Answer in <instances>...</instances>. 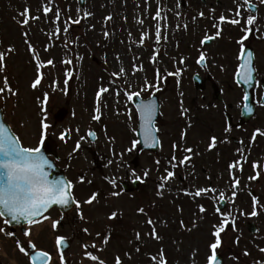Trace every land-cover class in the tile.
<instances>
[{"label": "rangeland", "instance_id": "1", "mask_svg": "<svg viewBox=\"0 0 264 264\" xmlns=\"http://www.w3.org/2000/svg\"><path fill=\"white\" fill-rule=\"evenodd\" d=\"M182 1L186 2L185 7ZM206 2L203 5L202 0H87L86 6L81 7L79 0H0V51H6L9 46L15 48L0 70V87L4 86L7 76L12 89L17 92L16 95L7 91L0 94V106L4 109L6 121L18 133L25 147H36L40 144L41 121L45 118L42 109H45L50 125L45 137L51 136L60 144V155L68 175L78 177L74 184L81 193L77 199L80 207H76L67 218L63 217L61 222L64 227L59 225L53 229L51 220L30 226L32 235L44 229L37 237L29 238L37 248L52 254L54 259L51 264H98L85 256V251L93 252L106 264H116L117 256L122 264H154L150 256L158 255L161 249L167 264H206L210 254L209 244L215 240L214 226L221 224L225 218L216 210L222 198L220 192L228 201V207L222 213L231 214L230 219L234 218L236 223L232 231L225 229L221 233L222 244L217 250L218 255L223 256L225 264L264 262V252L260 251L264 248V174L259 168L243 177L234 203L230 174L226 172L206 177L200 170L185 171L182 173V177L187 179L184 185L176 174L162 189V196L158 193L163 175L157 171L150 181L139 174L143 186L137 194H126L120 187V182H126L132 173L128 149L135 133L133 105L127 100L125 90L144 89L140 94L142 96L147 94L148 89L157 92L155 88H144L146 80L156 84L157 68L162 77L166 76L159 83L160 89L184 85L175 73L186 64L185 50L194 48V40L198 38L196 26L219 24V17L223 14L231 18L228 12L234 9L233 0H220L221 4L212 9L209 3L215 0ZM26 6L31 9L32 16H39L40 19L22 26L18 21L23 17L18 14ZM45 6L52 7L47 15L43 12ZM158 9L162 10L164 17L159 21L162 35L159 43L155 38L157 21L153 19ZM58 10L62 31L59 37L50 39ZM85 11L92 15L81 19ZM201 12L204 16H200ZM109 15L112 19L106 21ZM69 16L73 20L80 19V23L72 24L64 33V21ZM138 19H143L144 24H138ZM177 25L180 27L177 28ZM26 31L45 62L40 69L43 79L35 89L31 85L38 75L37 64L25 42L23 33ZM105 32L110 33L107 38ZM142 32L149 33L143 46L139 45ZM164 36L167 39H163ZM154 54H157L155 63L151 59ZM49 59L54 60V66L46 64ZM68 59L72 62L65 64L63 61ZM134 64L142 65L143 69L134 71ZM121 67L125 69V75L113 77L111 74L119 72ZM66 72H71V77H66ZM66 78L67 85L64 83ZM101 86L109 91L102 94V115L97 121L93 116L97 114L96 94ZM45 93L48 94L47 101H44ZM61 108H68L70 115L57 125L53 116ZM94 129L98 133L96 144H92L88 137L89 131ZM61 132L68 133L64 140L60 139ZM77 141L81 147L74 151ZM91 151L96 155L92 156ZM120 153H123L122 162ZM109 160L113 163L109 164ZM141 167L146 168L148 164L144 162ZM257 172L260 173L257 179H249ZM82 176L83 182L80 179ZM113 178L117 181L115 186L110 182ZM197 188H215L217 191H209L206 193L208 196H194ZM248 189L256 193L259 201L256 216L249 215L253 211V197ZM93 192L99 193L97 201L90 205L84 203ZM113 192L120 195L114 196ZM200 205L206 209L204 212L200 211ZM141 207L145 209L144 213L138 212ZM113 211L118 215L109 219ZM81 212L83 219L80 218ZM47 215L52 220L62 217L57 210H51ZM149 218L155 222L162 239L148 235L153 228L147 223ZM248 223L256 224L258 231L255 235L248 232ZM0 228L5 229L2 223ZM85 228L89 230L87 233L83 231ZM137 232L142 234L139 240L136 239ZM97 233L100 235L97 236ZM58 236L73 240L70 251L63 254V261L61 253L55 248L54 241ZM105 239L108 241L106 245ZM13 242H17L16 237L0 232V262L30 264L28 257L24 259L15 253ZM20 242L24 245L26 240L20 239ZM93 243L96 248H84L85 244ZM137 248L140 250L137 251Z\"/></svg>", "mask_w": 264, "mask_h": 264}, {"label": "flooded vegetation", "instance_id": "2", "mask_svg": "<svg viewBox=\"0 0 264 264\" xmlns=\"http://www.w3.org/2000/svg\"><path fill=\"white\" fill-rule=\"evenodd\" d=\"M233 2L234 9L228 12L231 17L237 8L236 0ZM239 2L242 3L243 0H239ZM251 2L255 5L253 9L246 7L241 9L244 17L241 25L227 23L228 26H222L223 30L220 36L203 44L201 41L204 37L206 35L215 36L218 29L214 26H196L198 38L194 40L193 50L189 48L185 50L184 63L186 64L180 68L178 75L184 83L183 86L162 87L157 92L148 89L147 94L141 96L142 99L151 97L158 99L159 115L156 129L160 149L157 153L140 150V144L133 148V140L139 139V113L133 102L135 133L131 139L132 151L128 155L131 158V171L135 170L137 176L141 174L144 180L150 181L156 171L166 176V169H168L174 171L175 175L178 174L181 184L184 185L187 179L182 177V173L185 171L200 170L201 174L206 177L226 172L230 174L232 184L233 175L241 182L244 176L249 175L251 170L255 169L254 163H258L259 167L257 168L264 174V135L257 134L255 141L252 140L256 129L264 130V3L261 0H251ZM202 4H207L206 0ZM209 4L212 9L216 5H220L221 2L215 0ZM249 14L257 16L251 34L244 41L245 52L253 53L256 70V83L253 90L252 87L238 84L236 80L237 68L241 63L238 59L241 45L237 41L244 35L243 26H245ZM201 52L206 53V65L197 62ZM245 95L248 97L247 100H245ZM247 103L253 104L254 112L251 114L253 116L251 119H247V115L244 118V109ZM229 127L230 131H225ZM213 136L217 137V143L210 149L209 145ZM173 144L177 145L175 149ZM187 147H191L193 153H186L184 149ZM90 153L92 156L96 155L94 151ZM185 155H191L192 159L188 163L181 164L180 161ZM173 156H175V160L172 159ZM242 156L243 159H241ZM237 160H240L243 166L242 171L239 167L229 169V165ZM56 162L59 166L63 165V157L59 156ZM144 162L148 164V167H141ZM100 165L102 168L103 164L100 163ZM145 171H148V176H144ZM69 180L76 181V177H69ZM137 181L139 180L131 173L126 183L134 184ZM122 183L121 181L120 186ZM140 185L139 191L127 194L139 193L143 184ZM168 185L169 182L164 188ZM240 185L237 187V191L233 189L237 195L240 193ZM76 191L79 197L80 190L76 188ZM248 193L250 194V189H248ZM204 195L208 196V194ZM209 199H212V196H209ZM60 226L64 227V225ZM10 230L19 241L25 239L24 230ZM67 241L70 244L73 243L71 239L67 238ZM13 245L15 253H19L17 242H13ZM24 246L26 247V243ZM20 253L25 259L26 255ZM0 264L2 263L0 262Z\"/></svg>", "mask_w": 264, "mask_h": 264}, {"label": "snow or ice", "instance_id": "3", "mask_svg": "<svg viewBox=\"0 0 264 264\" xmlns=\"http://www.w3.org/2000/svg\"><path fill=\"white\" fill-rule=\"evenodd\" d=\"M237 2V8L234 11L233 17H226L225 15H221L219 17V24H214L213 26L216 27L218 30L215 33V36H209L206 35L204 39L201 41V43H205L208 40H212L215 37H218L221 35L222 32V25L224 23H231L232 25H241L242 20H244V17L242 15L241 9L247 8V9H253L255 5L251 2V0H243L242 3L239 2V0H236ZM262 3H264V0H261ZM52 11L51 6H45L43 8V12L45 15H47L49 12ZM162 10H157L155 13V16L153 17L154 20L157 21L156 24V31H155V38L156 41L159 43L162 39L161 35V25L159 23L160 20H163L164 17L161 15ZM19 16L23 17V19L19 20L18 23H20L22 26H28L31 20H38L40 19L39 16H32L31 15V9L29 7H25V9L18 14ZM92 13L85 11L83 13L82 18H86L88 16H91ZM200 16H204V13L201 12ZM106 21H109L112 19L111 15L107 16ZM126 19V18H125ZM60 20H61V14L60 11H56L55 13V30L49 34V38L52 37H59L62 29L60 27ZM257 20V16L253 14H249L245 21V26H243L244 35L240 38L239 41H237L240 45V55L238 59L241 61V63L238 65L237 68V77L238 82L242 80L245 84H248L253 79V73L256 71L253 67V53L252 52H245L244 47V41L248 39L249 35L252 32V26L255 24ZM80 19L73 20L71 16L67 18V20L64 21V27L63 32L67 33L69 28L72 24H79ZM138 24L143 25L144 20L138 19ZM180 25H177V28H179ZM187 24L184 25V28L187 29ZM25 36V42L28 44V50L33 56V59L36 61L37 64V72L38 75L36 76L35 80L32 82L31 87L33 89L37 88L43 79L44 74L40 71L41 67L44 66L45 62L41 60L39 56V52L35 48V46L31 43L29 39V33L26 31L23 33ZM110 35V33L105 32L104 36L107 38ZM148 32H142L139 45L143 46L145 43V39L148 37ZM163 39H167L166 36L163 37ZM67 47V44L64 45ZM47 47L45 48V51H47ZM15 51L14 46H9V48L6 51H0V70L3 69L5 66L4 62L8 55L13 53ZM158 54V53H157ZM157 54H154L151 59L152 62H156V56ZM82 59V57H79ZM117 59H119V56H117ZM134 59H136L134 57ZM65 64H70L72 61L70 59L63 61ZM198 63L201 65H206L207 63V57L206 53L201 52ZM47 65L54 66V60L49 59L46 61ZM134 71L142 70L143 66H137L133 65ZM66 77H71V72H66ZM113 77H120L125 75V69L123 67L120 68L119 72H113L111 74ZM168 75H173L172 73H169ZM175 75H179V72L175 73ZM162 79H166V76L162 77L160 74V69H156V84H151L145 81L144 88H155L156 91H160L159 83ZM65 85L68 83V79L66 78L64 81ZM144 89H141L140 91H128L125 90V95L127 96V100L129 102L133 101L134 97H139L141 94V91ZM11 93L13 95H16L17 92L14 91L9 84L7 76L4 78V86L0 87V94H4L5 92ZM109 89L107 87L101 86L99 88V91L96 94L97 97V107H96V115L93 116L94 120H100L101 118V108H100V102L102 99V94L108 92ZM117 96H119L120 92L117 90ZM0 98H2V95H0ZM248 97L245 95V100H247ZM48 100V94L45 93L44 101ZM182 104V102H181ZM245 108L247 111H251V108H249L247 105H245ZM42 111L45 112V118L41 121V138H40V146L36 147H25L24 144L21 141V138L16 135L9 127L5 125V123L0 122V217H7V219L4 220V223L10 224L12 222H19L21 220L25 221L29 226L36 225L40 223L43 220H51L52 228L57 229L58 226L61 224V220L63 219V216L60 220H52L50 215H47L49 210L54 206L58 205L61 208H68L70 205H75L77 208L80 207V201L76 200L73 189L74 184L71 180L66 179L63 176H53L50 172V169L53 167L50 159L45 156L44 152L42 151L41 146L45 144V136L47 135V130L49 129L50 125L47 123V112L45 109H42ZM139 111L141 113V119L144 121L143 124V135L145 137V143H148L149 140L152 141L153 144L157 142V137L153 134L155 129L153 128V115L156 111V106L154 102H149L147 104H141L139 105ZM187 111V110H183ZM131 113H129L130 115ZM78 131V130H77ZM225 131H230V127L226 128ZM67 132H61L60 133V139L64 140ZM264 135V130L256 129V131L253 133L252 140L255 141L256 135ZM89 136H95V133L92 131H89ZM186 135V133H185ZM182 138H184L182 136ZM81 139H84L81 137ZM141 141L139 139L133 140L132 145L133 148L140 144ZM217 143V137L213 136L211 138V143L209 145V148L215 147ZM81 147V144L79 141L76 143V147L74 151H78ZM177 147L176 144H173V148L175 149ZM128 151H132V149H128ZM186 153H193V149L191 147H187L184 149ZM238 151H240L238 149ZM115 155V153H114ZM120 159L121 162L123 161V153H120ZM173 160H175V156L172 157ZM192 159L191 155H185L183 160L180 161L181 164H185L190 162ZM243 159V156L241 157ZM109 164H112L113 161L109 160ZM159 163V161H157ZM240 168V170H243V166L240 163V160L234 161L229 165V169H236ZM254 168L259 167L258 163L253 164ZM167 175L161 176V184L159 185L161 191L158 193L159 195H163L162 189L167 184V182L174 178L175 173L174 171H169L166 169ZM148 171L144 172V176H148ZM132 175L139 180L140 177L136 175L135 170H133ZM260 176V173L257 172L255 176L249 177V179H257ZM81 182L84 181V177L82 176ZM110 182L113 186L116 185L117 181L116 179H111ZM240 180L233 175V183L232 188L235 189L239 186ZM209 191L215 192L217 191L215 188H197L196 191L193 193L194 196H201L202 194H206ZM112 195L119 196V192H113ZM237 195L236 191L232 192V202L234 203V198ZM220 196L223 197L224 193L220 192ZM99 197L98 192H93L91 196L84 201V203L92 204L94 201H97ZM222 204L226 206L228 201L222 200ZM259 203L257 197L253 196V211L249 214L251 216L258 215V212L256 211V205ZM206 209L203 205H200V211L204 212ZM217 212H221L220 207H217ZM139 213H144L145 209L143 207L138 209ZM244 214V213H241ZM118 213L116 211H113L109 219L116 218ZM222 217H225L221 224L214 226L215 231L213 232V235L215 237V240L209 244L210 248V254L207 256L206 264H220V261L218 260V253L217 250L222 244L221 240V233L225 231L226 226L231 223L233 226H235V219L231 218V214H225L221 212ZM80 218L83 219V213H80ZM147 223L149 225H152V232L148 233V235L154 239H162V237L159 236L157 233L155 222L153 219L149 218ZM183 224V222H181ZM85 233H87L89 230L87 228L83 229ZM0 232H4L8 236H13L14 233L11 231L5 232L4 228H0ZM24 235L30 236L31 235V227L26 228L24 231ZM100 233H97V236H99ZM136 239H141V233L137 232ZM107 239H105L104 244H107ZM30 249L26 248L19 240H17V247L19 248L20 252L24 253L25 255H30V264H49V261H51V255L49 252L44 250H37L36 245L29 241ZM56 244L57 246H64L67 244V238L64 236H58L56 238ZM89 247L96 248V244L93 243L91 245L85 244L84 248L88 249ZM137 251L140 249L137 248ZM261 252H264V248L260 249ZM85 256H87L92 261L98 262V264H106V262L97 255H94L91 251H85ZM60 259L63 261V251L61 248V255ZM150 259L154 262V264H167V259L164 254L163 249H161L160 253L158 255H152L150 256ZM116 264H122V261L119 256L116 257ZM261 264H264V262H261Z\"/></svg>", "mask_w": 264, "mask_h": 264}, {"label": "water", "instance_id": "4", "mask_svg": "<svg viewBox=\"0 0 264 264\" xmlns=\"http://www.w3.org/2000/svg\"><path fill=\"white\" fill-rule=\"evenodd\" d=\"M80 2H81V5L82 6H85V3H86V0H80ZM241 83H243V81L241 80ZM149 102H153V101H149ZM149 102H140V104L139 105H141V104H147V103H149ZM156 106V105H155ZM248 112V111H247ZM66 115V112L65 111H62V112H60L59 114H58V116L56 117V119L57 120H61V119H63L64 118V116ZM156 115H157V107H156V111H155V113H154V115H153V128H154V123H155V119H156ZM248 117V116H247ZM249 118V117H248ZM247 118V119H248ZM0 122H3V123H5L4 122V120H3V114H2V111H1V109H0ZM143 124H144V121L141 119V113H140V131H139V134H140V138H141V144H142V146H145V144H147V143H145L144 141H145V137H144V135H143ZM6 125V124H5ZM7 127H9L8 125H6ZM154 135H155V132L153 133ZM149 142V141H148ZM151 144H152V141H151ZM146 147V146H145ZM153 147H154V149H157V142L154 144V146H151V149H153ZM42 151L44 152V154H45V156H47L48 157V155L49 154H51L52 153V150H53V145L51 144V142L50 141H47L42 147ZM51 163H52V165H53V167L50 169V172L52 173V175L53 176H63L64 177V175L60 172V170L59 169H57L56 168V166L54 165V163L51 161ZM138 184H136V186H137ZM127 189H129V188H126V190ZM74 206V204L73 205H70L68 208H61L60 206H58V205H54L53 207H57L61 212H62V214H67L71 209H72V207ZM224 204H222V206H221V209H223L224 208ZM52 207V208H53ZM51 208V209H52ZM5 219H7V217H4ZM24 224H26V222L25 221H23V220H21V221H19V222H12V223H10L9 225L10 226H21V225H24ZM231 227H232V225H231V223H229L228 225H227V228L228 229H231ZM249 230L252 232V233H255L256 232V228H255V226L254 225H251V226H249ZM218 260L220 261V264H224L223 263V259L221 258V257H218Z\"/></svg>", "mask_w": 264, "mask_h": 264}]
</instances>
